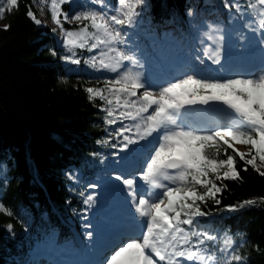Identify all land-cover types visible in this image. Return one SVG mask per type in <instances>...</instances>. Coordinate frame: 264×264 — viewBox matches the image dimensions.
Here are the masks:
<instances>
[{
	"label": "snow or ice",
	"instance_id": "snow-or-ice-1",
	"mask_svg": "<svg viewBox=\"0 0 264 264\" xmlns=\"http://www.w3.org/2000/svg\"><path fill=\"white\" fill-rule=\"evenodd\" d=\"M70 2L38 0L56 26L52 31H59L67 53L61 59L78 65V50L95 52L83 63L114 74L84 87L87 99L104 113V124L111 128L106 129L108 139L98 143L114 139L111 146L125 152L147 142L138 170L142 183L136 176L115 175L134 209V229L113 242L99 264H244L248 257L239 251L243 242L235 246L227 230L219 236L200 218L213 215L204 210L209 201L220 205L224 181L242 180L239 161L243 171L250 166L264 177V71L212 74L215 70L209 71L207 62L221 65L224 30L209 24L201 47L193 50L187 62L188 69L154 84L139 70L142 65L136 54L123 47L127 33L122 29L139 23L145 0H118L114 8L105 0H91L100 10L85 6L71 16L64 10ZM18 5L19 0H0V19ZM223 8L229 10L231 19L244 21L243 28L258 34L264 46V0H244L243 4L224 0ZM26 15L35 25H42L30 7ZM188 15H193L191 9ZM65 23L76 27L66 29ZM69 178L75 179L71 174ZM83 202L90 208L94 196L87 195ZM257 204H264V196L227 205L221 211ZM0 213L13 215L2 203ZM7 227L12 230V225ZM92 235L86 233L88 238Z\"/></svg>",
	"mask_w": 264,
	"mask_h": 264
},
{
	"label": "trees",
	"instance_id": "trees-1",
	"mask_svg": "<svg viewBox=\"0 0 264 264\" xmlns=\"http://www.w3.org/2000/svg\"><path fill=\"white\" fill-rule=\"evenodd\" d=\"M151 1L153 24L172 19L182 31L192 2L198 6L206 2ZM29 7L37 15L33 0H19L18 8L0 19L5 23H0V203L13 213H0V264H45L37 258L45 248L83 243L88 185L97 172L115 162L119 151L111 146L114 139L98 143L108 139L111 128L84 91L112 77L83 63L86 53L77 68L65 64L63 47L47 27L27 17ZM5 25H9L6 31ZM237 167L242 180L224 181L220 205L209 201L204 210L213 215L200 222L219 236L227 230L235 246L243 242L239 251L248 257L244 264H264V204L221 211L264 196V177L250 166L243 171L242 161ZM75 170L80 174L76 184L69 179ZM216 243L219 246L220 240Z\"/></svg>",
	"mask_w": 264,
	"mask_h": 264
},
{
	"label": "rangeland",
	"instance_id": "rangeland-1",
	"mask_svg": "<svg viewBox=\"0 0 264 264\" xmlns=\"http://www.w3.org/2000/svg\"><path fill=\"white\" fill-rule=\"evenodd\" d=\"M117 2L118 0H105L109 8H114ZM223 2L224 0H206L201 6L192 2L190 6L193 15H188L189 10L186 12L187 22L185 30L182 31L172 19L166 24H153L150 13L152 1L145 0L139 23L133 28L122 29V32L127 33L126 44L123 47L136 54L142 65L139 70L150 82L160 83L167 77L187 70V62L192 58L193 50L201 47L200 40L203 39L207 26L209 24L218 26L224 21L223 25L229 32V38L227 42H223L221 53L223 67L207 62L209 71L215 70V74L219 72L225 75L231 72L258 75L264 71V65H261L264 62V46L260 44V36L258 34L255 36L259 39V47L255 58L250 61L249 55L242 47L252 39L248 34L251 32L243 28L244 21L230 18L229 10L223 8ZM239 2L243 4L244 0H239ZM33 4L37 10L36 17L43 22L41 26L47 27L56 43L63 47L59 31H52L56 26L50 18V13L46 8L41 10L38 0H33ZM85 6L96 10L101 8L100 5L92 4L91 0H71L68 5L64 6V10L71 16L84 10ZM232 13L235 14L234 9ZM0 23L5 24L2 20ZM64 26L66 29H73L76 24L65 23ZM206 43L210 42L206 41ZM84 53L88 57L95 54V52L78 50V57L80 58ZM63 61L65 64H71L73 68L78 67L77 64ZM103 76L113 77L114 74L103 72ZM146 145L147 142L142 141L140 145L130 146V151L121 152L119 150L115 162L102 169L108 174L97 172L91 179L90 183L95 184L96 187L90 188L94 203L89 208L87 224L91 227L85 228V242L82 245L76 242L74 244L64 243L61 247H47L39 254L38 259L43 258L45 264H99L106 249L113 241L123 238L134 229V209L131 207L130 198L123 190L121 182L117 181L115 176L109 177L108 175L123 173L126 177L136 176L138 183H142L138 175L132 172L137 170L138 161L147 150ZM71 175L75 177L71 179L72 182L78 183L79 172L75 170ZM89 231L93 233L91 238L86 236Z\"/></svg>",
	"mask_w": 264,
	"mask_h": 264
},
{
	"label": "bare ground",
	"instance_id": "bare-ground-1",
	"mask_svg": "<svg viewBox=\"0 0 264 264\" xmlns=\"http://www.w3.org/2000/svg\"><path fill=\"white\" fill-rule=\"evenodd\" d=\"M223 24H225L224 21H222L220 24H218L217 27H222L223 28V30H224L223 31L224 41L227 42L228 38H229V32L227 31V29H225ZM248 34L252 37V39L247 41L245 46L242 47V49L247 52V54L249 55L248 57L250 58V61H253V59L255 58V56L257 54V48L259 47V39L255 38L256 34H254L252 32H251V34L250 33H248ZM43 251H41V252H43Z\"/></svg>",
	"mask_w": 264,
	"mask_h": 264
}]
</instances>
